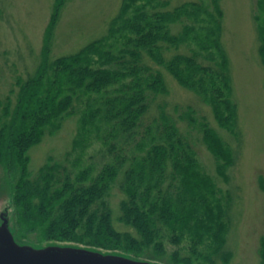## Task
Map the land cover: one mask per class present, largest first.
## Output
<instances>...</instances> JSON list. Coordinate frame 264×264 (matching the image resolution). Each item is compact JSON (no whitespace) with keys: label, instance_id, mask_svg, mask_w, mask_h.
<instances>
[{"label":"trees","instance_id":"16d2710c","mask_svg":"<svg viewBox=\"0 0 264 264\" xmlns=\"http://www.w3.org/2000/svg\"><path fill=\"white\" fill-rule=\"evenodd\" d=\"M64 2L57 0L35 73L17 77L18 91L0 101V168L16 240L73 244L161 264H229V193L204 170L195 142L164 105L148 119L157 99L169 94L167 71L211 108L221 129L238 137L229 60L220 42V0L171 10H163L169 4L162 0H125L103 37L52 58ZM74 116L71 151L62 160L49 156L32 176L30 150ZM183 119L201 135L217 176L230 183L234 150L191 109ZM94 146L98 162L91 157L82 165ZM115 187L123 195L118 221L125 230L113 224ZM260 258L264 264V240Z\"/></svg>","mask_w":264,"mask_h":264},{"label":"rangeland","instance_id":"374dc122","mask_svg":"<svg viewBox=\"0 0 264 264\" xmlns=\"http://www.w3.org/2000/svg\"><path fill=\"white\" fill-rule=\"evenodd\" d=\"M125 0H65L53 32L52 58L74 54L89 43L103 37L111 21L118 15ZM171 10L185 2L201 0H162ZM210 3V0H204ZM223 11L220 42L230 66L232 100L237 107L235 138L221 129L211 108L195 94L182 88L163 69L169 94L160 96L153 105L148 119L158 115V105H164L180 129L195 142L204 170L215 180L224 194L230 195L229 233L227 250L232 253L229 264H259L260 248L264 240V0H220ZM57 0H0V101L18 91L17 77L24 80L33 75L43 57L47 30ZM182 25L174 27L180 32ZM152 66L158 69L152 62ZM194 118H205L217 130L236 155L230 169V183H224L215 170V160L201 140L198 131L190 129L183 119L189 110ZM1 115V107H0ZM77 117H71L62 130L53 137L46 136L30 152L29 170L36 175L49 156L62 160L71 151L77 129ZM96 147L90 149L82 164L98 162ZM0 168V210L10 202L7 182ZM220 196H222L220 194ZM123 195L118 187L111 193V210L115 228L125 230L119 223V203ZM37 243V238L32 241ZM48 245V243H43ZM73 245V244H72ZM169 253L173 247L168 249ZM195 264H205L202 261ZM216 264H223L216 260Z\"/></svg>","mask_w":264,"mask_h":264},{"label":"water","instance_id":"95a60500","mask_svg":"<svg viewBox=\"0 0 264 264\" xmlns=\"http://www.w3.org/2000/svg\"><path fill=\"white\" fill-rule=\"evenodd\" d=\"M13 211L11 200L0 210V264H161L72 244L19 243L13 232Z\"/></svg>","mask_w":264,"mask_h":264}]
</instances>
